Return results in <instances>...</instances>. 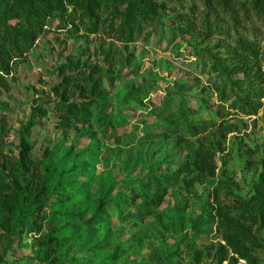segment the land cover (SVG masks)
Wrapping results in <instances>:
<instances>
[{
  "label": "rangeland",
  "instance_id": "rangeland-1",
  "mask_svg": "<svg viewBox=\"0 0 264 264\" xmlns=\"http://www.w3.org/2000/svg\"><path fill=\"white\" fill-rule=\"evenodd\" d=\"M159 1L134 41L52 17L13 62L0 183L17 176L22 126L41 106L29 141L48 192L40 207L20 195L12 209L0 192V264H249L226 241L228 221L264 259V24L237 0ZM246 51L263 64L243 63ZM71 61L92 89L75 90L84 111L65 124L54 87ZM49 233L59 243L45 255Z\"/></svg>",
  "mask_w": 264,
  "mask_h": 264
},
{
  "label": "trees",
  "instance_id": "trees-1",
  "mask_svg": "<svg viewBox=\"0 0 264 264\" xmlns=\"http://www.w3.org/2000/svg\"><path fill=\"white\" fill-rule=\"evenodd\" d=\"M235 4L239 10L254 15L264 24V0H237ZM165 6L164 2L158 0H0V96L10 86L7 76L13 62L30 50L49 18H60L75 33L101 34L131 42L165 10ZM13 19L18 21L13 23ZM240 55L246 65L250 60L257 67L264 63L259 61L255 52L246 51ZM77 69V62L62 64L59 68L62 80L54 87L59 95L54 110L59 120L65 124L79 119L84 111L81 104L71 100L75 90L85 92L92 89L87 77L71 74ZM45 114L46 109L41 106L35 108L29 121L22 126L18 156L11 169L17 176L12 182L0 183V192L7 190L10 195L7 201L11 209L20 195L30 196L40 207L48 192L47 179L39 164L32 158V143L29 141L35 117H44ZM210 159L212 160L208 153L199 159L201 168L209 173L215 167L210 164ZM155 179L156 183L164 184L160 178ZM226 226V241L233 252L249 264H263L264 259L244 243L249 235L245 225L228 221ZM41 237L40 242L47 255L51 243H59V238L51 233L45 239ZM50 264H56L55 258L50 260Z\"/></svg>",
  "mask_w": 264,
  "mask_h": 264
},
{
  "label": "built area",
  "instance_id": "built-area-1",
  "mask_svg": "<svg viewBox=\"0 0 264 264\" xmlns=\"http://www.w3.org/2000/svg\"><path fill=\"white\" fill-rule=\"evenodd\" d=\"M264 264V263H263Z\"/></svg>",
  "mask_w": 264,
  "mask_h": 264
}]
</instances>
